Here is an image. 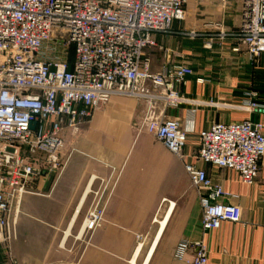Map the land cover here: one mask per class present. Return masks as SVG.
<instances>
[{"label":"built area","instance_id":"obj_1","mask_svg":"<svg viewBox=\"0 0 264 264\" xmlns=\"http://www.w3.org/2000/svg\"><path fill=\"white\" fill-rule=\"evenodd\" d=\"M238 4L240 23L231 32L254 65L264 62V0H219ZM187 0H0V243L15 238L14 219L25 194L46 173L61 164L63 137L79 134L93 111L114 96L144 101L139 128L172 155L190 158L238 174L247 186L256 180L264 156V124L250 119L214 122L197 133V146L185 154L188 132L180 120L158 113L188 102L181 88L192 76L184 63L152 71L145 49L154 34H166L184 20ZM180 34L196 39L194 31ZM209 48V40L203 42ZM72 60H68L69 53ZM201 81V80H200ZM247 110L263 111L252 100ZM194 109L186 118L192 121ZM198 192L202 231L223 222H238L237 205L204 169L183 163ZM106 201L98 198L82 218L81 235L90 236L102 223ZM264 231V226H263ZM141 239L140 236H137ZM8 264H18L7 252ZM173 258L186 264H207L201 239H180Z\"/></svg>","mask_w":264,"mask_h":264},{"label":"crops","instance_id":"obj_2","mask_svg":"<svg viewBox=\"0 0 264 264\" xmlns=\"http://www.w3.org/2000/svg\"><path fill=\"white\" fill-rule=\"evenodd\" d=\"M218 3L212 7L219 28L236 30L239 5ZM178 30L154 34L155 46L145 55L154 72L176 63L193 71L180 90L188 102L165 110L158 104L157 110L182 122L188 132L185 154L195 151L198 131L214 122L248 118L264 124V110L241 106L246 100L264 106V62L252 64L238 40L219 39L215 28L202 29L206 32L196 39ZM207 40L209 48L203 46ZM143 114V100L122 96L93 111L79 134L69 138H76L75 145L67 144L74 146L72 153L64 158L61 150L59 170L37 178L34 192L22 197L15 238L0 243V264H8L6 252L18 264H186L173 258L180 239H201L207 264H264V156L255 183L247 186L234 171L170 154L139 128ZM186 161L235 196L220 201L239 206L238 222L201 230L199 195L184 172ZM98 198L106 201L101 225L90 236L77 237Z\"/></svg>","mask_w":264,"mask_h":264},{"label":"rangeland","instance_id":"obj_3","mask_svg":"<svg viewBox=\"0 0 264 264\" xmlns=\"http://www.w3.org/2000/svg\"><path fill=\"white\" fill-rule=\"evenodd\" d=\"M212 4H220L218 0H187L184 10H185V17L183 21L176 22L172 25L177 26L179 28L178 32L187 33L190 31H194L196 34H203L206 31H202L205 28H215L218 29L221 25L220 17L218 14L213 10ZM211 25L208 27L206 25ZM69 135V134H68ZM63 137V147L62 152L64 153V158L68 157L73 149L74 146L67 145L68 143L76 144V138L72 140L69 139L71 136ZM185 172V171H184Z\"/></svg>","mask_w":264,"mask_h":264},{"label":"trees","instance_id":"obj_4","mask_svg":"<svg viewBox=\"0 0 264 264\" xmlns=\"http://www.w3.org/2000/svg\"><path fill=\"white\" fill-rule=\"evenodd\" d=\"M68 60H69V61L72 60V54H71V52L69 53Z\"/></svg>","mask_w":264,"mask_h":264}]
</instances>
